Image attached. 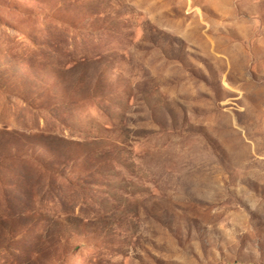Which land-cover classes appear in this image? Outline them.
I'll use <instances>...</instances> for the list:
<instances>
[{
  "label": "rangeland",
  "instance_id": "374dc122",
  "mask_svg": "<svg viewBox=\"0 0 264 264\" xmlns=\"http://www.w3.org/2000/svg\"><path fill=\"white\" fill-rule=\"evenodd\" d=\"M0 264H264V0H0Z\"/></svg>",
  "mask_w": 264,
  "mask_h": 264
}]
</instances>
